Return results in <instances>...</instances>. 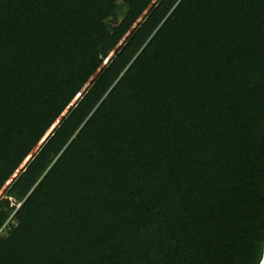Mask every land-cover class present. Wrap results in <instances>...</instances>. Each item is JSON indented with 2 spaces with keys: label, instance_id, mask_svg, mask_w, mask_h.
Segmentation results:
<instances>
[{
  "label": "trees",
  "instance_id": "obj_1",
  "mask_svg": "<svg viewBox=\"0 0 264 264\" xmlns=\"http://www.w3.org/2000/svg\"><path fill=\"white\" fill-rule=\"evenodd\" d=\"M263 244L264 0H0V264Z\"/></svg>",
  "mask_w": 264,
  "mask_h": 264
},
{
  "label": "water",
  "instance_id": "obj_2",
  "mask_svg": "<svg viewBox=\"0 0 264 264\" xmlns=\"http://www.w3.org/2000/svg\"><path fill=\"white\" fill-rule=\"evenodd\" d=\"M119 44H120V43H119ZM75 99H76V98H74V100H75ZM56 123H57V122H56ZM54 125H55V124H54ZM52 128H53V127H52ZM52 128H51V129H52ZM51 129L48 131V133L51 131ZM48 133H47V134H48ZM47 134H46V135H47ZM45 137H46V136H45ZM41 142H42V140L40 141V143H41ZM40 143H39V144H40ZM31 154H32V153H31ZM31 154H30V155H31ZM30 155H29V156H30ZM29 156H28V157H29ZM28 157H27V159H28ZM27 159H25V161H26ZM25 161H24V162H25ZM24 162H23V164H24ZM22 166H23V165H22ZM22 166H20L19 168H21ZM12 177H13V176H12ZM257 264H264V244H263V246H262L261 256H260V259H259V261H258Z\"/></svg>",
  "mask_w": 264,
  "mask_h": 264
},
{
  "label": "rangeland",
  "instance_id": "obj_3",
  "mask_svg": "<svg viewBox=\"0 0 264 264\" xmlns=\"http://www.w3.org/2000/svg\"><path fill=\"white\" fill-rule=\"evenodd\" d=\"M120 12H121V10H120V6L116 9V11L114 12V14L112 15V16H108L107 18H106V20L107 21H112V20H116L118 17H119V15H120Z\"/></svg>",
  "mask_w": 264,
  "mask_h": 264
}]
</instances>
